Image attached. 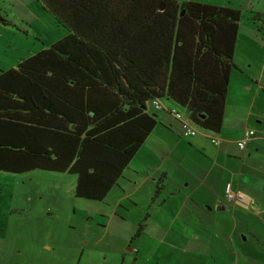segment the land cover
Instances as JSON below:
<instances>
[{"label": "trees", "instance_id": "trees-1", "mask_svg": "<svg viewBox=\"0 0 264 264\" xmlns=\"http://www.w3.org/2000/svg\"><path fill=\"white\" fill-rule=\"evenodd\" d=\"M35 1L67 33L0 68V171L69 173L75 197L104 201L156 125L162 98L176 104L174 117L195 126L193 136L198 127L219 130L239 9L176 0ZM262 14L251 18L264 21Z\"/></svg>", "mask_w": 264, "mask_h": 264}, {"label": "rangeland", "instance_id": "rangeland-1", "mask_svg": "<svg viewBox=\"0 0 264 264\" xmlns=\"http://www.w3.org/2000/svg\"><path fill=\"white\" fill-rule=\"evenodd\" d=\"M176 1L243 7L234 73L242 70L264 88V21L251 18L255 12L264 13V0ZM247 4L254 8L246 9ZM38 6L35 0H0V14L6 13L10 22H0L1 69L15 67L21 58L67 33L57 26L51 13ZM261 16L264 19V14ZM261 95L255 106L262 123L251 124L258 142L253 143L249 162L254 173L260 170L264 177L263 89ZM220 170L212 167V195H206L207 199L189 194L186 202L179 193L170 199L167 191L159 199L167 202L161 209L151 208L149 195L134 206L138 197L144 196V187L136 190L132 202L121 198L123 192L115 188L104 201L97 202L75 197V176L69 173L0 171V264H264L263 209L256 216L236 207L232 209L234 216L226 217L204 203L212 202L213 206L215 197L224 195V185L213 184ZM253 196L264 205V187ZM158 210L163 213L154 219ZM147 211L154 215L144 220ZM140 223L143 229L135 237ZM180 232L186 237L178 236ZM192 233L197 237L190 238ZM133 248L138 252L129 251Z\"/></svg>", "mask_w": 264, "mask_h": 264}, {"label": "crops", "instance_id": "crops-1", "mask_svg": "<svg viewBox=\"0 0 264 264\" xmlns=\"http://www.w3.org/2000/svg\"><path fill=\"white\" fill-rule=\"evenodd\" d=\"M242 8L239 7V10ZM253 8L254 6L250 4L246 6V9ZM39 9L42 11L40 7ZM0 17L5 18L6 13L0 14ZM234 70L236 69L231 71L229 77L223 119L218 131L198 127L199 132L195 136L189 139L183 138L180 122L171 111L172 108H177L176 104L169 98L160 100L163 108L152 110L156 114V125L114 187L115 190L123 192V196L120 195L121 198H127L132 202L136 190L139 187H144V196H139V200L135 201L136 205L134 206H137L141 201L146 200L148 195L149 199L151 198L156 186L163 187V189L158 190V196L154 201L150 199L153 209H161L163 203H167L159 200L167 191L169 196L166 197L173 199L179 193L185 197L183 201L186 200V202L187 198L190 201L189 194H198L201 198H205L206 195H212V167H219L221 170L215 175L213 182L215 187L224 185L225 189V186L229 184L235 192L242 193L243 198L236 203H230L224 198V195L220 196V199L215 197L213 206L212 202H204L211 205L209 209L225 213L226 217L230 215L233 217L232 209L236 207L244 209V213L253 212L252 214L256 216L261 215V209L264 212V205H261L253 196L254 191L257 193L260 188L264 187L263 172L259 170L255 174V168L249 162V157L254 152L253 143L258 142V136L254 134L242 149L237 144L245 131L254 129L251 125L253 122H256V125L262 123L259 120L261 119L259 110L255 105L258 98H262L261 92L264 88L259 82L254 81V77L250 78L248 74L245 76L241 69L236 74ZM212 138H217L219 143L214 144ZM193 161H195V165L192 164ZM163 177H165L164 182H160V178ZM119 203L121 202L119 201ZM162 213L160 210L156 211L154 219ZM153 215L149 212L148 219H151ZM167 218L165 216V219ZM177 221L185 224V227L187 226L181 219ZM232 225L234 224L231 223L230 228L233 227ZM162 235H165V232ZM177 235L186 237L184 232ZM189 237L194 239L197 236L192 233L189 234Z\"/></svg>", "mask_w": 264, "mask_h": 264}, {"label": "built area", "instance_id": "built-area-1", "mask_svg": "<svg viewBox=\"0 0 264 264\" xmlns=\"http://www.w3.org/2000/svg\"><path fill=\"white\" fill-rule=\"evenodd\" d=\"M153 104L155 107L160 108L161 104L158 100H154ZM175 117L181 122V132L184 137H190L193 136L196 133L195 126L188 120L184 118V116L180 115L179 113H174ZM255 132L254 130L250 129L244 132L243 137L238 141V147L244 148L246 143L254 136ZM214 144H218L219 140L217 138L211 139ZM224 198L228 202L237 201L243 198L242 193L235 192L233 189H231V186L227 184L224 189Z\"/></svg>", "mask_w": 264, "mask_h": 264}, {"label": "flooded vegetation", "instance_id": "flooded-vegetation-1", "mask_svg": "<svg viewBox=\"0 0 264 264\" xmlns=\"http://www.w3.org/2000/svg\"><path fill=\"white\" fill-rule=\"evenodd\" d=\"M247 144V143H246ZM238 201H241V200H237V201H232V202H230V203H236V202H238ZM135 236V235H134ZM131 240H133V238H131ZM129 251H131V252H135V253H137L138 252V249H136L135 250V248H133V249H129ZM135 258V257H134ZM136 259V258H135Z\"/></svg>", "mask_w": 264, "mask_h": 264}, {"label": "water", "instance_id": "water-1", "mask_svg": "<svg viewBox=\"0 0 264 264\" xmlns=\"http://www.w3.org/2000/svg\"><path fill=\"white\" fill-rule=\"evenodd\" d=\"M160 9H163V4L160 5ZM184 11L181 12V14H183Z\"/></svg>", "mask_w": 264, "mask_h": 264}]
</instances>
